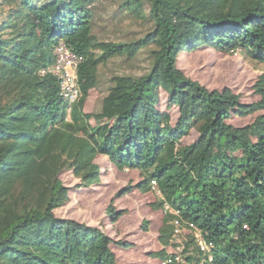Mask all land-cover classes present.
<instances>
[{
	"label": "trees",
	"instance_id": "16d2710c",
	"mask_svg": "<svg viewBox=\"0 0 264 264\" xmlns=\"http://www.w3.org/2000/svg\"><path fill=\"white\" fill-rule=\"evenodd\" d=\"M101 1L0 0V264H122L116 248L134 243L57 214L71 198L62 175L97 184L101 155L141 176L112 198L110 225L124 215L115 199L149 192L153 181L157 207L170 206L151 254L159 264H264V75L256 99L244 102L179 65L201 48L241 49L264 64V0H117L114 17L146 29L120 42L100 37ZM61 38L84 58L82 95L70 110L58 80L41 74ZM116 59L138 72L115 74L100 108L86 112L100 67Z\"/></svg>",
	"mask_w": 264,
	"mask_h": 264
},
{
	"label": "rangeland",
	"instance_id": "374dc122",
	"mask_svg": "<svg viewBox=\"0 0 264 264\" xmlns=\"http://www.w3.org/2000/svg\"><path fill=\"white\" fill-rule=\"evenodd\" d=\"M118 5L117 0H102L98 4L100 17L97 28L101 32L100 37L106 41L120 42L142 35L146 29L139 21H134L132 17H114ZM140 65L145 67L147 64L142 62ZM179 65L187 75L210 89L231 88L241 95L244 102L256 99L252 87L258 78L264 75V64L246 56L241 49L227 53L201 48L180 55ZM138 70L121 59L102 65L99 70L100 88L91 91L85 111L93 113L100 108L103 96L101 90L106 89L115 74ZM252 119L253 117L235 118L232 122L242 126ZM192 139L193 136H190L184 143ZM98 162L102 165V174L98 183L90 187H79L80 181L71 171L62 175L66 186L71 188V198L69 203L57 210V214L91 225H103L116 239L134 243V247L128 251L116 248L122 264H159V261L151 256L152 252L161 248L157 239L158 230L166 214L165 208L157 207L161 199L159 191L153 188L149 192L134 189L124 197L116 198L115 207L122 210L124 215L117 223L110 225L111 220L106 210L112 198L119 190L140 182L141 176L136 170H119L102 155L98 157ZM144 220L150 221L147 231L142 228Z\"/></svg>",
	"mask_w": 264,
	"mask_h": 264
},
{
	"label": "built area",
	"instance_id": "2783aa9c",
	"mask_svg": "<svg viewBox=\"0 0 264 264\" xmlns=\"http://www.w3.org/2000/svg\"><path fill=\"white\" fill-rule=\"evenodd\" d=\"M54 61L49 66L41 70L42 75H51L55 77L60 84V94L69 105V110L72 104L75 103L82 95L79 82H78V70L82 62L83 56L74 52L67 44V42L61 38L53 45ZM153 188L157 189L156 181H153ZM166 211L171 210L170 206H166ZM180 233V230H176ZM195 238L199 243L201 250L210 251L211 245H209L199 232L195 233ZM181 242V239L178 238ZM181 247L177 248V251L181 250ZM176 251V252H177ZM175 252V250H173ZM177 259L181 260L179 256ZM210 261L212 256H210ZM165 264V263H163Z\"/></svg>",
	"mask_w": 264,
	"mask_h": 264
}]
</instances>
